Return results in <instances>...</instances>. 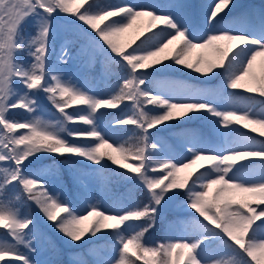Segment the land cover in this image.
<instances>
[{
    "label": "snow or ice",
    "instance_id": "snow-or-ice-1",
    "mask_svg": "<svg viewBox=\"0 0 264 264\" xmlns=\"http://www.w3.org/2000/svg\"><path fill=\"white\" fill-rule=\"evenodd\" d=\"M60 22L71 33L62 39ZM71 60L88 69L99 62L101 78L117 83L97 94L67 71ZM186 69L200 86L158 79ZM218 93L233 103L221 106ZM257 97L264 98V5L0 0V264H264ZM44 100L53 119L39 114L48 111ZM239 100L249 103L241 109ZM126 102L131 114L109 119L108 110ZM193 121L208 135L186 127ZM113 122L121 132L135 126L137 142L106 130ZM177 127L183 137L173 146L161 133ZM113 178L142 188L146 200L132 190L97 195L93 182L107 192ZM176 210L186 216L180 236L170 234L181 219ZM158 229L163 238L149 243ZM60 240L83 251L67 262L34 258L59 257Z\"/></svg>",
    "mask_w": 264,
    "mask_h": 264
},
{
    "label": "trees",
    "instance_id": "trees-1",
    "mask_svg": "<svg viewBox=\"0 0 264 264\" xmlns=\"http://www.w3.org/2000/svg\"><path fill=\"white\" fill-rule=\"evenodd\" d=\"M97 2L101 5H107V4H115V3H123L125 2L124 0H97ZM197 3V0H196ZM262 5H264V0H262V2H260ZM199 4V2H198ZM246 7V6H245ZM70 35V34H68ZM147 35V34H146ZM128 38V34H125V36L123 37V39H127ZM144 37H141V39H143ZM140 41L137 40L136 43L138 44ZM136 45L134 44L133 47H135ZM76 49L74 48L73 51H75ZM57 52H59V41L57 42ZM197 55V53H193V57H195ZM80 64H82V62L80 61ZM83 70H85L88 74V76L90 75L93 78V82H95V80H97V78H99V80L104 81V79H108L109 80V84L110 85H115L117 83V78L115 76H107L106 78H101V76L99 75L100 73V63L97 62L95 64L94 69H88V68H84L82 67ZM189 70H185L184 72H174L171 73L169 75H167L166 77H158V79H167V80H171V81H178L181 82L184 79L187 80V84L190 85H200V80L195 79L196 75L195 73H192L191 76L187 75V72ZM184 77V78H183ZM217 81H213L212 84H216ZM218 85V84H217ZM48 105H50L48 108L50 111L54 110V106L51 105V103H49ZM121 109H125V112H122ZM121 109H114V110H108L110 113L109 119H113V118H119L123 115L127 114H131L130 113V109H131V105L126 102L125 105H121ZM53 111V112H54ZM17 119H21L23 118L22 115L16 116ZM175 123V122H173ZM204 122L203 121H193L191 122L189 125H187L186 127L188 128H198L200 129L201 127L203 128ZM116 128V126H115ZM122 128H128L131 129L128 132H121V130H119L120 136H121V142H127L129 144H135L137 142V138H138V130L135 129V126H121ZM178 133V134H177ZM181 134H183V130L182 127H177V128H173V129H167L164 132L161 133V136L165 139L170 141L171 143L176 142V140L178 138H181ZM155 142V141H153ZM107 151V149H105ZM258 167V165H257ZM70 178L69 175L67 174V170H65V182L67 183V185L71 184L70 182ZM131 184H125L122 182H119L117 178H113V182L111 183V185L109 186V190L107 192L104 193L105 196H114L116 195V193H121L123 191H127V189L134 191L135 193V198L137 201L143 203L146 200V194L143 191L142 188H135L133 189L132 187H130ZM122 190V191H120ZM126 193H124L125 195ZM117 196V195H116ZM119 196V195H118ZM24 211H27V208L23 209ZM36 210L35 206H31V211L32 213L37 216L34 211ZM177 212H179V210H177ZM180 214V221L176 224H174L172 226L171 229V233L170 234H174L175 236L177 235L178 232L183 233L184 229L183 226H185V220H186V216L183 212H179ZM52 234V233H50ZM164 236V230L163 229H158L157 231L151 233V235L149 236V241L156 239L159 240L161 238H163ZM60 246H61V254L59 257L54 256L53 254H51V259H60L63 260L65 262H67V260L69 259V253L73 252V251H83V249H74L71 248V246H64L61 241H59ZM150 243V242H149ZM107 252H112L111 248H109L107 250Z\"/></svg>",
    "mask_w": 264,
    "mask_h": 264
},
{
    "label": "rangeland",
    "instance_id": "rangeland-1",
    "mask_svg": "<svg viewBox=\"0 0 264 264\" xmlns=\"http://www.w3.org/2000/svg\"><path fill=\"white\" fill-rule=\"evenodd\" d=\"M125 1V0H124ZM126 2L128 3H134V4H147V3H153V2H156V0H126ZM193 2L196 3V0H193ZM199 3H202V2H207V3H210L211 0H197V4ZM236 2L240 5H246V8L247 7H251L253 9H255L256 11H259L260 7L262 6V4L260 2H262V0H236ZM61 23V27H60V39H62L64 36L68 35V34H71L69 33V31L67 30V26L66 25H63L62 22ZM59 41V40H58ZM129 51L131 49H128ZM259 60L257 62V71L259 70ZM80 64V61H75V60H71L69 62V65L66 66L67 68V71L70 73V74H74V77L76 79V81H78L79 83L81 84H84L86 86H89V87H93L95 89V91L97 92V94H105L106 93V90L110 89L112 87V85L109 84V80L108 79H104V81L102 80H99V78H97V80H95V82H93V78L88 74L85 70L82 69V67H78ZM217 83L214 84L217 85L220 83V80L217 79L216 80ZM182 83H185L187 84V80L184 79L183 81H181ZM197 86H200V85H197ZM242 96H246L247 94L246 93H241ZM217 99H218V103L221 104V106H223L225 103H228V104H231L233 103V101L231 99H228V98H224L222 96L221 93H218L217 94ZM257 99H264V98H260V97H257ZM42 100H43V97H42ZM45 106L46 107H49L50 105H48L50 102L44 100L43 101ZM249 102L247 100H239V101H236L235 104H236V107L238 108H241L243 109ZM48 109V108H47ZM74 109H68V111H73ZM255 110L256 111H259L260 110V105H256L255 106ZM17 113L20 112V110H15ZM54 110L50 111L48 109L47 112H44V113H39L44 119H53V117L49 114L51 112H53ZM55 112V111H54ZM19 116V115H17ZM107 122H105L106 124ZM115 123L113 122L112 126H111V129H106V130H115L116 132H119L120 129H117L115 128ZM70 128H76V127H80V128H84L85 126H83L82 124H70L69 125ZM207 128L204 126L203 128L201 127L200 128V131L203 132L206 136L208 135V132L205 131ZM178 134V133H177ZM183 137V134H181V138ZM121 138V136H120ZM180 138H178L176 140V142H173L171 143L170 141L166 140L170 145H176L178 140ZM213 139H215L213 137ZM77 142H84L83 140H78ZM111 142V141H110ZM70 180H71V177L69 176ZM71 182V181H70ZM63 184L67 185V183L65 182V180L62 182ZM70 185V184H69ZM93 189L94 190H97V195H104L105 193V188H104V185H103V182H101V184L98 186L95 182H93V185H92ZM132 187V185L130 186ZM55 191V189H53ZM67 190V189H66ZM72 192H75V189H71ZM122 191V190H120ZM129 191V189H127V191H123L121 193H116L115 197H120V196H123L124 193H127ZM119 195V196H118ZM105 196V195H104ZM107 198H112V196H106ZM114 197V196H113ZM35 206V205H33ZM36 207V206H35ZM22 211H24L22 209ZM177 211V210H176ZM34 213L37 215L38 218H40L41 220V224L43 227H45L46 230L49 231V233H51V229L47 227V225H44L43 224V218L41 217V214L39 212V210L36 208V210L34 211ZM183 229H185V226H183ZM182 233L178 232L176 236H180ZM61 243L64 245V246H68L66 244L63 243L62 240H60ZM156 241V239H153V240H150L149 242L152 243ZM112 255V252H107L106 256L103 257V258H107V256H110ZM51 253L49 252H43L40 256H34L35 259H40V260H51ZM12 264H19V262H12Z\"/></svg>",
    "mask_w": 264,
    "mask_h": 264
}]
</instances>
